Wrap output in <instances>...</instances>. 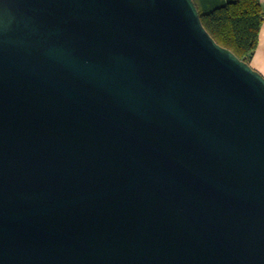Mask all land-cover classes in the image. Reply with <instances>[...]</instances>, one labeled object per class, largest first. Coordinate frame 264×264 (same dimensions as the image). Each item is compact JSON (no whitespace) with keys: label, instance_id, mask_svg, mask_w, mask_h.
<instances>
[{"label":"water","instance_id":"obj_1","mask_svg":"<svg viewBox=\"0 0 264 264\" xmlns=\"http://www.w3.org/2000/svg\"><path fill=\"white\" fill-rule=\"evenodd\" d=\"M0 264H264V77L193 0H0Z\"/></svg>","mask_w":264,"mask_h":264},{"label":"trees","instance_id":"obj_2","mask_svg":"<svg viewBox=\"0 0 264 264\" xmlns=\"http://www.w3.org/2000/svg\"><path fill=\"white\" fill-rule=\"evenodd\" d=\"M200 22L216 44L248 64L263 25L259 0H193Z\"/></svg>","mask_w":264,"mask_h":264},{"label":"crops","instance_id":"obj_3","mask_svg":"<svg viewBox=\"0 0 264 264\" xmlns=\"http://www.w3.org/2000/svg\"><path fill=\"white\" fill-rule=\"evenodd\" d=\"M260 5L263 10V19H264V0H259ZM258 36V45L255 51L252 54V57L249 59L248 64L256 72L261 74L264 77V20L261 29L259 30Z\"/></svg>","mask_w":264,"mask_h":264}]
</instances>
